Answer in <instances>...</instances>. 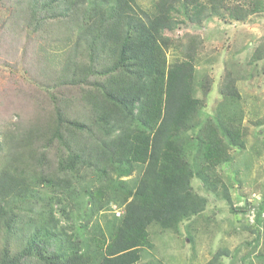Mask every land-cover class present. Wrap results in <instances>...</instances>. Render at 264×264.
<instances>
[{
	"label": "trees",
	"instance_id": "obj_1",
	"mask_svg": "<svg viewBox=\"0 0 264 264\" xmlns=\"http://www.w3.org/2000/svg\"><path fill=\"white\" fill-rule=\"evenodd\" d=\"M0 1L10 9L5 27L37 35L41 95L0 123V264H164L141 262L154 248L149 228L179 234L183 221L199 217L207 199L192 180L215 190V167L247 134L233 120L199 119L201 40L191 38L183 60L169 65L167 34L182 24L181 8H190L193 25L221 9L240 23L264 11L263 2L244 9L226 0H157L146 12L134 0ZM235 87L227 72L221 93L238 96ZM136 169V182L125 180ZM110 201L123 207L118 217L101 213Z\"/></svg>",
	"mask_w": 264,
	"mask_h": 264
},
{
	"label": "rangeland",
	"instance_id": "obj_2",
	"mask_svg": "<svg viewBox=\"0 0 264 264\" xmlns=\"http://www.w3.org/2000/svg\"><path fill=\"white\" fill-rule=\"evenodd\" d=\"M134 1L139 8L151 12L157 0ZM260 1L264 7V0ZM253 2L226 0L225 5L245 9ZM9 13L10 9L0 1V123L13 120L21 105L30 106L29 99L41 96L34 85L37 35L30 28L18 30L9 24L6 28ZM190 13V8H181L175 18L182 24L167 34L174 45L166 54L167 64L183 60V47L198 36L201 44L194 62L193 96L203 101L199 119L209 115L222 121L233 120L247 134L242 148H232L228 162L215 167L214 174L219 178L215 190H208L197 178L192 180L193 191L207 199L205 211L183 221L179 234L150 227L149 240L154 248L144 249L141 262L206 264L217 251L226 250L216 264H264L257 259L264 252V56L253 62L255 49L264 45V11L239 23L229 20L221 9L198 25L188 21ZM227 72L235 79L238 96L221 93ZM203 85H207L206 91ZM140 173L133 170L125 180L133 184ZM73 185L80 190L81 186ZM107 207L101 213L108 217L112 212L116 217L122 213L123 207L113 201ZM96 219L93 217L89 225ZM70 224L67 225L72 229Z\"/></svg>",
	"mask_w": 264,
	"mask_h": 264
}]
</instances>
